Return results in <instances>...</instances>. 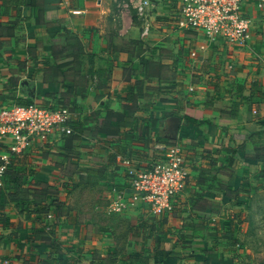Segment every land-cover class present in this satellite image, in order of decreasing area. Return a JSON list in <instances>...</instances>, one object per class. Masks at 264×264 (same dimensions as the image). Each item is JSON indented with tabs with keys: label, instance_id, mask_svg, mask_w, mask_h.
I'll use <instances>...</instances> for the list:
<instances>
[{
	"label": "crops",
	"instance_id": "0c3cea01",
	"mask_svg": "<svg viewBox=\"0 0 264 264\" xmlns=\"http://www.w3.org/2000/svg\"><path fill=\"white\" fill-rule=\"evenodd\" d=\"M32 1L0 0V22L15 25V35L0 41V104L56 100L62 75L55 61L74 54L78 46V65L88 84L85 96L72 94V122L96 123L87 119L97 109L105 115L103 104L123 110L125 91L132 84L141 107L138 115H153L158 123L147 136L143 128L144 139L132 142H107L104 132L85 133L73 150L64 146L65 135L58 131L37 138L28 149L35 176L62 189L61 206H52L51 217L45 216L56 223V233L50 234L60 249L55 252L57 247L43 240H25L37 221L27 220L11 203L8 224L0 221V264H39L43 258L62 259L60 264H242V243L227 241L230 236L242 241L240 212L251 204L247 190L252 195L264 184V166L249 155L262 143L257 132L264 130V0H245L244 12L253 18V26L244 46L210 43L193 31L175 28L172 0H153V29L145 37L135 10L119 16L114 0ZM59 49L64 52L53 55ZM151 60H163L160 75H147L145 65ZM175 145L191 173L170 207L157 214L141 202L110 213L109 200L131 188L120 153L126 151L145 165ZM110 152H118L116 163L105 166ZM214 156L217 161L210 164ZM89 168L104 170L96 179L106 184L98 192L104 201L87 204L79 196L96 182ZM220 184L239 189L240 196ZM199 194L218 203L222 212L209 223L193 215L205 226L194 234L187 216ZM226 212L236 214L232 235L215 228ZM11 231L21 239L6 237ZM191 240L203 244L173 252L175 245L187 247Z\"/></svg>",
	"mask_w": 264,
	"mask_h": 264
},
{
	"label": "built area",
	"instance_id": "2783aa9c",
	"mask_svg": "<svg viewBox=\"0 0 264 264\" xmlns=\"http://www.w3.org/2000/svg\"><path fill=\"white\" fill-rule=\"evenodd\" d=\"M119 16L130 9L140 20L141 34L149 35L153 29V0H114ZM245 0H172V24L180 30H190L210 43L247 44L253 26V18L244 12ZM196 55V51L192 52ZM73 120L71 106L51 102L49 104H0V142L8 147L0 154V186L11 153H22L47 133L71 131ZM129 178L130 190H123L111 199L109 212H122L144 202L157 214L170 207L171 199L183 191L190 176L180 146L168 149L164 156L156 157L145 165L134 158H120ZM51 217V214H49ZM49 229V227H48Z\"/></svg>",
	"mask_w": 264,
	"mask_h": 264
},
{
	"label": "trees",
	"instance_id": "16d2710c",
	"mask_svg": "<svg viewBox=\"0 0 264 264\" xmlns=\"http://www.w3.org/2000/svg\"><path fill=\"white\" fill-rule=\"evenodd\" d=\"M32 3L35 5L38 4V2L34 0L32 1ZM41 14L42 9H40L39 7L37 20L40 19ZM14 35L15 25L0 22V41H4V38L8 39L9 37ZM137 42L138 41H136V43ZM78 48L79 47L76 46V52L74 54L67 55L65 58H62L61 62L55 61V68L61 73L62 81L59 96L52 102L71 106L72 109V94L82 92V97L85 96L87 94L86 89L88 84V79L85 78L81 68L78 65L79 61L77 57L79 56V53H81L79 52ZM61 52H64V49L54 50L53 55L60 54ZM162 61L163 60L149 61L145 65L149 73L147 75H160L161 70L165 66ZM72 62H74V64ZM123 102V110L121 111H116L106 104L101 105V107L105 109L106 114L102 116L101 109L93 111L87 119L91 121L96 120V123H93L91 125H87V122L71 121V131L68 133H63L65 135L64 146L69 150H73L75 147V141L81 139L85 133H89L95 136L100 132H104L106 134L107 142H132L134 139H144V136L148 135L149 129L152 126L157 125V118H155L153 115L149 117H140L138 115L141 107L139 104L138 93L135 91V86L132 84L128 87V90L125 91ZM21 104L32 103L24 102ZM122 128H125L126 130L122 131ZM143 128H145L144 136L142 135ZM257 135L261 137L262 143L254 146L253 149H251V153L249 155H252L253 157L259 159L260 163L264 166V130L258 131ZM2 150L6 151L8 150V147L0 143V152ZM118 152H110L108 153V155H106L108 162L105 166L111 163H116ZM11 154L12 155L9 159V163L6 166V170L3 176L4 185L0 186V221L3 225L8 224L7 220L9 217L6 210L11 205V203H14L19 212L25 215L27 220L33 219L37 221L36 225L32 227V232L25 240H43L53 245L54 248L57 247V250L55 252H58L60 247L51 235L53 233H56V223L45 221V216L49 214L50 210H52V206H56L57 208L61 206L59 196L62 193V189L59 188L58 184L46 182L35 176V172L33 169L34 160L31 158L32 152L30 150H26L22 153ZM120 154L122 158H134L132 154L126 151H122ZM197 154H204V151H198ZM217 158L218 156L212 157V159L209 160V163L215 164ZM1 163L2 159L0 157V164ZM97 164H99V166H103L104 162L100 161L97 162ZM262 170H264V167ZM87 173L94 174V179L96 180L98 177L104 175V170L89 168ZM201 174L203 173L201 172ZM82 177V175L79 176L80 182L84 178ZM201 178L202 175L198 180L200 181ZM69 180H74L72 175ZM79 181H77L74 185L78 184ZM260 186L264 188V184H261ZM220 188L226 190L227 193L235 196L236 198L240 196L239 189L234 191V188L231 189L225 186V184H220ZM181 192H179L178 194H180ZM250 192L251 188L247 190V195L250 196ZM221 212L222 208L218 203L205 198L203 194H199L198 197L192 200L190 205V213L187 216L190 219V223H188L189 229H191V231H193V233L195 234V232H198L199 230H203L205 228L202 223L192 219L193 215L203 217L206 219L205 221H208L209 223V219L212 218L214 214L219 215V213ZM240 215H244L243 211L240 212ZM235 216L236 214H229L226 212L225 217H222L221 221L219 220L216 222L217 224L215 225V228L226 229V234L232 235L233 231L235 230ZM241 221H243V219H240V222ZM48 227L50 231H47ZM50 232L52 233L50 234ZM5 236L8 238H12L13 240L19 238L21 239L20 235L13 231ZM229 238H232V241H227V244L229 245L237 244L238 242H240L239 239H235L232 236H230ZM201 244H203L202 241L196 242L194 240H191V242L188 243L187 247L181 244L175 245V247L173 248V252H180L179 250L188 251L192 248L201 246ZM60 263H62V259L59 258H43L39 260V264Z\"/></svg>",
	"mask_w": 264,
	"mask_h": 264
},
{
	"label": "rangeland",
	"instance_id": "374dc122",
	"mask_svg": "<svg viewBox=\"0 0 264 264\" xmlns=\"http://www.w3.org/2000/svg\"><path fill=\"white\" fill-rule=\"evenodd\" d=\"M101 181H103V179H98L93 183V186L86 188L84 194L79 195L87 201V204L99 199L102 201L106 199L99 198L101 195L98 192L103 191L106 185L105 182ZM249 201L251 203L250 207L247 212H244V215H242V226L239 228V230L241 229L240 238L242 239L240 242L243 245L242 264H264V188H257L256 191L250 195ZM102 203H106L105 205H107L108 200ZM101 213H103V211Z\"/></svg>",
	"mask_w": 264,
	"mask_h": 264
}]
</instances>
